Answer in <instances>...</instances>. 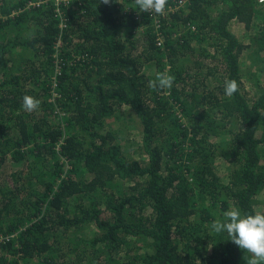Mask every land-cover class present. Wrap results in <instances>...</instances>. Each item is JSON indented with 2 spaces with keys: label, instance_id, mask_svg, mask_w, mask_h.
<instances>
[{
  "label": "trees",
  "instance_id": "1",
  "mask_svg": "<svg viewBox=\"0 0 264 264\" xmlns=\"http://www.w3.org/2000/svg\"><path fill=\"white\" fill-rule=\"evenodd\" d=\"M37 1L0 0V264H246L212 224L264 210V1Z\"/></svg>",
  "mask_w": 264,
  "mask_h": 264
},
{
  "label": "clouds",
  "instance_id": "2",
  "mask_svg": "<svg viewBox=\"0 0 264 264\" xmlns=\"http://www.w3.org/2000/svg\"><path fill=\"white\" fill-rule=\"evenodd\" d=\"M107 2V0H105ZM166 0H136L139 12L162 13ZM262 4H260L261 6ZM171 75L159 74L156 81H151V87L171 88L173 84ZM238 85L235 80L225 82V95L231 97L237 93ZM39 106V101L33 97L25 96L23 107L33 111ZM212 230L217 234L226 233L228 241L238 250L248 253L246 264H264V210L254 213H245L237 206H233L225 217L212 224Z\"/></svg>",
  "mask_w": 264,
  "mask_h": 264
},
{
  "label": "rangeland",
  "instance_id": "3",
  "mask_svg": "<svg viewBox=\"0 0 264 264\" xmlns=\"http://www.w3.org/2000/svg\"><path fill=\"white\" fill-rule=\"evenodd\" d=\"M138 13H142V12H138ZM25 33H27V32H25ZM244 61H245V64H244V62L242 63V65H244V67L251 64V61L248 58L244 59ZM250 88H251L250 86L245 87V89L247 91H249V96L252 97L254 95V92H251ZM127 109H125L124 106H121V108H120L121 111L127 110ZM116 124L121 127V132L119 134L120 138L122 139V141L126 142V145L130 146V150H129V155H131L130 157H132V158L135 157L138 159L139 153L142 154V152L140 150H138L136 153L133 151V145H134V149L137 147V144L134 143V139H135V137H137V135L139 133L137 126H135V125H137V123L135 122V124H134V122H131V121L121 122L120 120H118V122ZM131 150H132V152H131ZM221 161H224V160L221 159Z\"/></svg>",
  "mask_w": 264,
  "mask_h": 264
},
{
  "label": "built area",
  "instance_id": "4",
  "mask_svg": "<svg viewBox=\"0 0 264 264\" xmlns=\"http://www.w3.org/2000/svg\"><path fill=\"white\" fill-rule=\"evenodd\" d=\"M48 1H51V0H42V1H37V3H33V4H41L43 2H48ZM55 1L56 5H59L60 3H65L67 4L68 2H71L72 0H53ZM259 1V4L262 3L264 0H258Z\"/></svg>",
  "mask_w": 264,
  "mask_h": 264
}]
</instances>
